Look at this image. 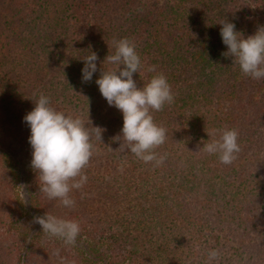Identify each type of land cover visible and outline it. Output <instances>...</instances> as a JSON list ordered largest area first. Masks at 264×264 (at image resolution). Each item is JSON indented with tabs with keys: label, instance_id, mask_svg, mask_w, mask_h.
Instances as JSON below:
<instances>
[{
	"label": "trees",
	"instance_id": "16d2710c",
	"mask_svg": "<svg viewBox=\"0 0 264 264\" xmlns=\"http://www.w3.org/2000/svg\"><path fill=\"white\" fill-rule=\"evenodd\" d=\"M226 20L254 35L264 0H0V264H205L213 249L220 257L212 264H264V78L222 55ZM123 38L144 65L133 76L138 87L162 73L175 96L152 112L167 129L156 150L166 155L161 166L119 150L123 114L95 83L102 68L116 69L106 57ZM91 52L98 71L84 83ZM40 94L105 129L87 183L70 194L73 208L41 193L31 167L24 117ZM223 129L239 131L231 165L199 151ZM46 212L80 222L74 246L45 237L38 223L30 233L25 218Z\"/></svg>",
	"mask_w": 264,
	"mask_h": 264
},
{
	"label": "clouds",
	"instance_id": "9594fccd",
	"mask_svg": "<svg viewBox=\"0 0 264 264\" xmlns=\"http://www.w3.org/2000/svg\"><path fill=\"white\" fill-rule=\"evenodd\" d=\"M220 24L221 39L227 47L222 55L233 58V65H239L244 75L255 80L264 78V26H260L254 35L244 38L234 23L226 20ZM97 60L96 52L83 58L82 82L92 81L98 71ZM106 60L116 69L102 68L95 83L108 105L123 114L121 135L116 137L122 141L119 150L134 154L144 163L154 162L155 166H161L166 155H159L156 150L167 141V129L154 121L152 112L162 111L166 104L174 102L171 85L160 73L143 87H138L133 76L140 74L144 65L135 43L128 38L116 41L115 53L108 55ZM155 70L154 65L147 68L149 72ZM24 122L31 131V167L38 173L40 192L49 200H59L64 207H75L76 201L70 194L73 189H82L87 183L88 176L84 170L96 151L94 141L102 142L105 129L100 126L89 128L81 117L58 111L44 94H40L33 110L25 115ZM218 135V139L203 143L199 151L218 155L222 164L231 165L241 151L239 131L223 129L218 130ZM33 222L41 225L45 234L61 239L65 245L74 246L81 232L79 221L58 218L47 212L34 217ZM219 257L218 250H209L205 264H212Z\"/></svg>",
	"mask_w": 264,
	"mask_h": 264
},
{
	"label": "rangeland",
	"instance_id": "374dc122",
	"mask_svg": "<svg viewBox=\"0 0 264 264\" xmlns=\"http://www.w3.org/2000/svg\"><path fill=\"white\" fill-rule=\"evenodd\" d=\"M262 98L264 99V93L262 94ZM9 145H10V148L11 149H13L12 151H13V153L15 154V155H17V157H18V159H23V161H25L26 162V159H24V157H23V155H24V153H23V151H22V149H21V147L16 143V142H14V141H10L9 142ZM21 189H23V194H24V197H25V200L28 202V198H27V194H26V192H25V188H24V184H23V182H22V187H21ZM28 205V204H27ZM25 220H26V222H27V225L29 226V230H30V233L31 234H34V233H39L40 231H41V227H35V225H34V223H33V216H32V213H30V217H26L25 218ZM48 236H50V235H47V236H45V237H48ZM43 239V238H42Z\"/></svg>",
	"mask_w": 264,
	"mask_h": 264
}]
</instances>
